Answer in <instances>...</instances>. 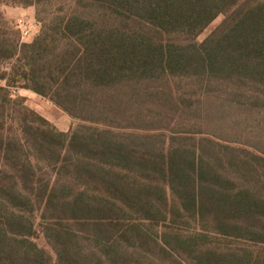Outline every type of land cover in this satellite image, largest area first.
I'll use <instances>...</instances> for the list:
<instances>
[{
    "label": "trees",
    "instance_id": "16d2710c",
    "mask_svg": "<svg viewBox=\"0 0 264 264\" xmlns=\"http://www.w3.org/2000/svg\"><path fill=\"white\" fill-rule=\"evenodd\" d=\"M3 1L0 264H264V0Z\"/></svg>",
    "mask_w": 264,
    "mask_h": 264
},
{
    "label": "rangeland",
    "instance_id": "374dc122",
    "mask_svg": "<svg viewBox=\"0 0 264 264\" xmlns=\"http://www.w3.org/2000/svg\"><path fill=\"white\" fill-rule=\"evenodd\" d=\"M0 13L2 16L13 26L15 29L18 30L17 24L19 20H25L28 22L29 27L31 28V33L29 36L21 38V42L23 43H29L31 42L36 36L39 35L41 30V22L36 19L35 15V8L34 7H21V6H14L9 1H3L0 2ZM225 15L218 16L197 38V42H202L207 36H209L214 30H216L225 20ZM19 31V30H18ZM20 33V31H19ZM13 95L16 97H25L26 98V105L37 112L40 116L45 118L47 121H49L52 125H54L59 131L61 132H69L70 128L74 125H76L78 122H75L71 120L63 111L55 107L52 103H50L48 100L26 90H13ZM157 105L158 103H154L153 105ZM144 109V108H143ZM154 109V107L152 108ZM157 112H160V110L156 109ZM233 117H228V121H225L226 123H229L230 120ZM216 122V121H215ZM168 123V122H167ZM163 122L160 124L161 126H168L170 130L174 132H184L187 131L188 126L184 123H169L167 124ZM195 123V122H194ZM217 129L219 134L222 135V139L227 140H234L240 136V131L237 128H234L231 125L225 124L223 126H218ZM244 140V138H241V141Z\"/></svg>",
    "mask_w": 264,
    "mask_h": 264
},
{
    "label": "built area",
    "instance_id": "2783aa9c",
    "mask_svg": "<svg viewBox=\"0 0 264 264\" xmlns=\"http://www.w3.org/2000/svg\"><path fill=\"white\" fill-rule=\"evenodd\" d=\"M17 28L20 31L22 38L29 36L31 33V28L29 27L28 22L25 20H19L17 24Z\"/></svg>",
    "mask_w": 264,
    "mask_h": 264
}]
</instances>
